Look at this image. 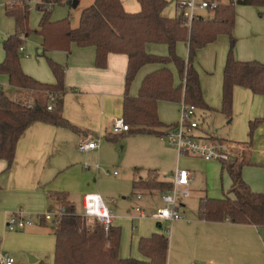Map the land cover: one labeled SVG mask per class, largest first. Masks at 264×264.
<instances>
[{"label": "crops", "instance_id": "obj_1", "mask_svg": "<svg viewBox=\"0 0 264 264\" xmlns=\"http://www.w3.org/2000/svg\"><path fill=\"white\" fill-rule=\"evenodd\" d=\"M121 3L127 13L140 11L137 2L131 10L126 9L122 0ZM174 7L176 9L175 5ZM39 16L41 18L40 12ZM165 18L168 17L165 16ZM232 36L235 39L233 57L236 61H256L264 65V7L239 6V10L235 11ZM179 45H184L188 51L187 43L177 44V46ZM40 50L42 51L41 44ZM145 50L148 54L164 55V48L155 46V44H147ZM227 50V44L223 41V46L219 54H215V58L209 54L207 59V52L197 51L196 56L198 55V57L195 56L194 62L200 59L202 62H207V68H210L211 62L216 59L215 62L219 63L220 76L222 69L223 78ZM23 53H25V49ZM179 54L183 55L181 50H179ZM50 55L53 62L65 68L64 87L66 92L62 97V116L67 122L77 127L79 133L76 134L70 130L48 124L34 123L18 140L13 164L9 171L5 172L6 163L0 160V253L12 257L14 264L47 263L55 250V237L51 230L52 224L47 222L35 224L22 231L9 232L6 222L11 214L21 211L28 216L43 214L51 209L57 211L61 204L54 198H50L51 194H64L66 201L74 208L77 215H83L82 200L86 194H97L103 201L101 193L95 191L96 187L87 181L92 177L88 172L93 169V165L87 169L88 171L85 170L83 167L86 164H82V158L99 157L105 146L113 142L108 137L116 135L112 132L113 121L122 118L128 64L126 55L109 54L103 69L97 68L95 65L96 51L94 47L79 48L72 44L69 53L56 51L48 53V56ZM41 66L40 69L23 67L22 70L40 83L54 84L55 78L50 69H47L43 64ZM171 66H168L170 70ZM161 67L156 64L142 67L136 75L137 77L140 73L136 82V90L139 80L142 82L146 75ZM5 77L7 79L5 90L8 95L2 91L0 93L9 99L12 98L13 101H26L32 105L34 95L11 87L8 77ZM1 89H4V85H1ZM135 92V88L129 89L131 97L137 96ZM201 92L205 102L207 98L203 86ZM170 104L176 105V108L181 105V103ZM172 110V106H169L167 102L158 103V118L164 126L159 132L165 133L171 126L165 125L163 122L164 120L169 121L167 112ZM196 110L198 111V109ZM233 110L234 115L239 116V140H246L250 122L262 120L255 131L254 143L251 141L250 144L249 142L236 144L226 141L210 130H202L200 120L197 119L195 120L198 123V128L195 130L196 132L194 131L196 133L194 136L207 141L243 145L247 151L246 160L249 165L243 167L242 179L252 192L264 194L262 184L254 182L251 175L252 167L256 164L264 166V135L262 134L264 131L262 128L264 96L254 95L245 88L234 87L232 112ZM199 111L203 115L215 114L211 109L210 111ZM235 129L231 128L230 135L235 132ZM142 137L148 139L144 140V145L150 150L154 159L150 165H147L149 168L146 170L145 177L138 180L146 179L151 173L159 181L160 172L166 173L170 175V179L163 183H166L169 188L172 175L180 165H183L184 160L174 148L168 145L164 137L154 135H143ZM232 138H236V136L234 135ZM87 141H98V148L87 153L80 152L77 148L78 144ZM137 170L139 169H135L134 172ZM187 172L190 175V196L184 202L182 209L185 220L175 222L171 226L169 232L171 245L169 246L168 242L166 264H264V255L258 252L260 244H264V228L249 224H232L228 221L200 220L197 213L199 202L210 197L201 190L195 192L198 194L196 199H190L194 193L192 188L194 175L190 171ZM221 172L226 173L222 169V164ZM226 175L229 177L227 173ZM229 181L228 186L231 189L230 177ZM161 192L158 190L140 191L136 194V199L142 200L144 194L151 196L157 194L160 197ZM188 201L190 207L196 210V213L190 216L185 213ZM79 208H81V212ZM138 208L141 209V214L136 213L134 207L131 208L134 214L131 221L137 219L144 221L145 218H149L152 223L150 229L142 222L138 229L131 226L128 234V228L126 229L124 223L119 219L115 222L113 216L112 226L122 230L119 246L121 259L134 257L132 259L144 260L138 252L140 239L149 238L154 234L163 235L153 227V224L155 223L158 229H161L164 224L152 220L150 218L152 213L149 216L145 215L148 210L147 203H142ZM136 231L139 233L135 235Z\"/></svg>", "mask_w": 264, "mask_h": 264}, {"label": "trees", "instance_id": "obj_2", "mask_svg": "<svg viewBox=\"0 0 264 264\" xmlns=\"http://www.w3.org/2000/svg\"><path fill=\"white\" fill-rule=\"evenodd\" d=\"M12 8L4 7L5 14L14 20L15 32L3 42L4 60L0 63V75L8 77L9 85L17 90L34 95L32 105L26 101H13L0 93V160L6 163L9 171L15 157L18 140L34 123H43L64 128L78 134L79 130L67 122L63 116L62 97L65 68L48 59V67L55 78L52 85L40 83L26 75L18 57L22 38L30 35L28 27L30 6L27 0H13ZM36 9L41 13L37 33L42 37V54L50 52H70L72 44L79 48L94 47L95 65L103 69L109 54H123L128 58L123 97L122 119L138 135H165L159 130L164 127L158 118V103H184L198 110H208L205 104L198 73L194 68L196 52L213 43L219 35L230 38L222 80V105L220 113L230 119L232 116L233 89L241 87L254 95L264 96V65L252 62H239L233 57L235 44L232 31L235 24L236 6L264 7V0H243L234 4L233 0H212L218 3L217 9L198 18L190 29L183 27V18H165L162 13L167 6L164 0H136L140 6L137 13H127L121 0H94L80 15L76 28L68 19L51 21V12L45 4H60L62 0H41ZM72 7V0H68ZM178 43L188 44V59L181 60L176 55ZM147 44L165 45L166 56L148 54ZM160 65V69L146 75L136 97L129 95V89L139 70L146 65ZM174 65L180 85H174L173 74L168 68ZM36 97L53 98V102L42 104ZM51 105V110L48 106ZM262 120L249 123V144ZM171 125L168 128H173ZM115 136L109 140L115 141ZM243 146V145H240ZM249 165L246 154L222 163L232 182L231 189L223 199L205 198L200 200L197 213L200 220L208 222L228 221L232 224H249L264 228V194L254 193L242 179L243 167ZM136 172V171H135ZM132 189L136 192L150 190L165 191L166 183L157 181L153 174L144 180H133ZM50 198L59 201L65 213L51 230L55 237L53 264H166L168 239L160 234L142 238L138 252L144 260L121 259L119 246L121 229L109 227L107 231L100 223L91 229L83 215H77L66 201L64 194H51ZM38 264H47L40 262Z\"/></svg>", "mask_w": 264, "mask_h": 264}, {"label": "rangeland", "instance_id": "obj_3", "mask_svg": "<svg viewBox=\"0 0 264 264\" xmlns=\"http://www.w3.org/2000/svg\"><path fill=\"white\" fill-rule=\"evenodd\" d=\"M80 4L73 8L68 3V0H62L60 4H56L53 7L51 12V21L57 22L64 19H68L72 28H76L79 22V18L81 12L92 5L94 0H79ZM167 2V6L163 11L162 15L168 18H175L179 15L176 11L174 5L176 4L175 0H164ZM126 9L131 10L134 8L136 4L135 0H122ZM5 0H0V63L4 60V51H3V42L7 39V37L14 34V23L11 17L5 14L4 8ZM138 8V7H137ZM239 10V6L236 7L235 11ZM207 16V14H203ZM40 21L39 12L35 8V6H31L29 20H28V27L31 31L30 35L27 37L22 38V47L25 49V53L18 52V57L20 60L21 68L25 67L26 69L35 67L40 69L43 64L45 67H48V59H52L51 55L43 56L42 51L40 50V44L42 45L41 36L37 33L38 25ZM234 39V37L232 36ZM223 41L226 42L227 48L229 51L230 49V38L227 35H219L213 43H210L199 49L198 51L201 53L207 52V59L209 54H211L212 58H215V54H219L223 46ZM235 41V39H234ZM182 44V43H178ZM155 46H162L164 48V55L158 56H166L167 55V48L165 45H155ZM180 46V45H179ZM177 46L176 48V55L184 61L188 59V51L184 45L180 47ZM161 48V47H160ZM179 50L182 51V56L179 54ZM198 52V53H199ZM51 53V52H50ZM228 54V53H227ZM27 55V56H26ZM198 57V55L196 56ZM216 59H213V62L210 64V68H207V62H202L200 59H197L194 62V68L197 71L201 83V87H204V92L206 93L205 104L209 106L212 110L213 114H205L203 115L202 112L199 110L195 111V116L197 120H200L201 129L202 130H210L215 133L219 138H223L226 141L233 142V143H247L250 142L249 136L247 134L246 140H239V116L234 115V110L232 112V116L230 119H227L223 115L220 114L221 105H222V69H221V76H220V68L219 63L215 62ZM40 67V68H39ZM171 72L173 74L174 85H180V79L178 76L177 69L174 65L171 66ZM28 75V74H27ZM30 76V75H28ZM140 76L134 79L133 83L131 84V88H135V93L138 94L139 87H140V80L138 82L137 90H136V82ZM6 77L5 75H0V92H4L6 95ZM1 85H4V89H1ZM6 86V87H5ZM130 88V90H131ZM21 91V90H20ZM135 94V95H136ZM12 99V98H11ZM35 99H39L40 103L46 104L47 102L50 103V100H46V97H36ZM169 106H172L173 110L167 112V120H164L165 125H176L181 120V105L176 108V105L170 104L167 102ZM236 116V117H235ZM175 119V120H174ZM204 119V120H203ZM232 119V122H230ZM196 121V120H195ZM231 128H236L235 132L233 133L236 138H232L233 134L230 135ZM264 128V123L262 125ZM196 132V131H195ZM193 134H196V133ZM260 134V133H258ZM264 135V131L262 132ZM143 135L138 134H131V133H124V134H117L115 136V141L109 143L105 146V149L100 152L99 157H89V158H82V164H86L88 168L93 165V169H90L88 174H91L92 177L90 180V184L96 187L95 191L101 193L105 206L114 216V221L121 220L126 229L128 228V234L131 230V226L135 228H139L142 222L145 223L146 227L149 229L152 226L151 221L149 218H145L144 221H139L138 219L135 221H131V218L134 216L132 213V207H140L142 203H147L148 210L145 212L146 216H149L157 207H160L161 201L160 197L157 194L142 195V200L136 199V194L139 192L133 191L132 189V181L144 178L146 175V170L152 162L154 157L152 156L150 150L145 147L144 140L146 137H142ZM255 137V136H254ZM253 143L255 138H253ZM102 142V141H101ZM232 145V144H231ZM240 156H244L246 154V148L244 146L236 147ZM177 153V151H176ZM178 154V153H177ZM239 156V158H240ZM181 158L184 160L183 165L179 166L180 170L190 171L194 175V183L192 188L194 193L190 199H196L198 191H205L207 196L213 199H223L226 194L228 193L230 186H228L229 177L226 173L221 172V162L219 161H205L200 158H195L189 155H182ZM83 167L85 170L88 168ZM252 179L254 182H260L264 187V166H260L256 164V166L252 167ZM135 169L137 172H134ZM88 171V170H87ZM108 172V174H107ZM113 172H116L117 175H113ZM170 179V175L166 173L160 172L159 174V181L166 182ZM189 199V200H190ZM152 209V210H151ZM81 212V208H79ZM152 211V212H151ZM186 215L190 216L193 213H196V210L190 207L188 201V207L185 210ZM151 216V215H150ZM51 223L52 222H47ZM88 226L93 229L95 225L98 223L96 220L89 219L87 220ZM129 226V227H127ZM124 227V229H125ZM160 233H162L169 242V246L171 245V238L169 237V233L166 232L167 228L170 226H163L161 229H158L155 223L153 224ZM121 229V228H120ZM127 231V230H126ZM122 233V230H121ZM139 233L136 231L134 234L136 235ZM259 253L264 255V244H260L259 246ZM134 258V257H132ZM54 262V253L51 254L49 260L47 261L48 264H53Z\"/></svg>", "mask_w": 264, "mask_h": 264}, {"label": "built area", "instance_id": "obj_4", "mask_svg": "<svg viewBox=\"0 0 264 264\" xmlns=\"http://www.w3.org/2000/svg\"><path fill=\"white\" fill-rule=\"evenodd\" d=\"M239 1L242 2L243 0H233L234 4H237ZM27 3L30 7L35 6V8L43 4L41 0H27ZM13 4V0H5L4 7L12 8ZM54 5L56 4L48 3L45 4V8L48 11H52ZM175 6L177 12L183 18V27L190 29L192 23L198 20V18H206L203 14L214 12L218 7V3L212 0H176ZM19 52H24L22 46L19 47ZM50 102H53L52 97L50 98ZM48 110H51V105L48 106ZM195 111L194 106L181 103L180 122L175 127L168 129L163 136L167 140L168 145L174 148L179 156L189 155L205 161L227 163L234 158H239L240 154L236 147H240V145L207 141L194 136L193 132L198 128V123L195 121ZM130 130V126L122 118H117L112 123V132L116 135L128 133ZM77 148L80 152L87 153L98 148V141L80 142ZM85 168H88V166H85ZM113 174L116 175L117 173L114 172ZM171 178L169 188L160 193L162 205L157 207L150 216L152 220L159 224L170 226L166 230L167 233L170 232L173 223L185 220L182 209L184 202L190 196V175L187 171L177 169ZM82 204L84 218L96 220L104 226L105 231L112 226L113 215L99 195L86 194L83 197ZM134 211L142 213L138 207L134 208ZM64 213L65 208L62 206L57 211L51 209L38 215L26 216L19 211L8 217L6 228L9 232H16L30 228L41 222L56 223ZM0 264H14V259L4 253H0Z\"/></svg>", "mask_w": 264, "mask_h": 264}, {"label": "water", "instance_id": "obj_5", "mask_svg": "<svg viewBox=\"0 0 264 264\" xmlns=\"http://www.w3.org/2000/svg\"><path fill=\"white\" fill-rule=\"evenodd\" d=\"M78 6V0H72V7L76 8Z\"/></svg>", "mask_w": 264, "mask_h": 264}]
</instances>
